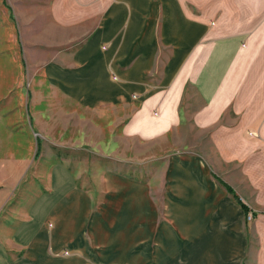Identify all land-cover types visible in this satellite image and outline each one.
<instances>
[{
    "label": "crops",
    "instance_id": "1",
    "mask_svg": "<svg viewBox=\"0 0 264 264\" xmlns=\"http://www.w3.org/2000/svg\"><path fill=\"white\" fill-rule=\"evenodd\" d=\"M61 1L32 12L31 39L0 5V264H264V154L251 232L198 155L168 160L160 217L99 159L121 114L146 144L190 127L264 148V0Z\"/></svg>",
    "mask_w": 264,
    "mask_h": 264
},
{
    "label": "rangeland",
    "instance_id": "2",
    "mask_svg": "<svg viewBox=\"0 0 264 264\" xmlns=\"http://www.w3.org/2000/svg\"><path fill=\"white\" fill-rule=\"evenodd\" d=\"M2 1L15 16H18L23 27L30 26H28L29 34H27L30 39L32 37V12L63 9L61 0H0V5ZM19 35L24 51L23 39L25 36L22 33ZM128 121L125 114H121L120 125H114V129L111 130L108 128H112V124L106 121L105 145L100 148L103 158L99 159H104L106 169L115 170L121 175L130 176L133 180L146 183L152 189V199L156 204L158 217L162 211V189L166 186L167 162L170 157L179 154L200 156L205 160L209 171L226 182L236 196L251 208L252 213L260 212V196L258 194L260 180L262 181V177L260 179V154H264L262 150L264 148L260 147V132H253L256 136H250L248 133L251 131L230 133L218 130L208 132L194 131L190 127H186L179 132L159 135L146 144L143 118L142 122L138 120L140 129L133 132L123 129ZM49 133L48 129L40 132L42 141L44 143L47 141L50 151L57 149L56 143L63 146L65 141L63 131L56 132L54 139L47 137ZM43 134L47 139L43 137ZM213 135L216 136V139L212 138ZM173 143H192L194 146L181 147L174 146ZM64 155L62 147L58 157L61 158ZM88 159L91 164L95 161L90 156ZM17 197V195L9 197L2 213L16 205ZM252 213H250L251 216ZM254 224L253 217L244 220L247 231H250Z\"/></svg>",
    "mask_w": 264,
    "mask_h": 264
},
{
    "label": "trees",
    "instance_id": "3",
    "mask_svg": "<svg viewBox=\"0 0 264 264\" xmlns=\"http://www.w3.org/2000/svg\"><path fill=\"white\" fill-rule=\"evenodd\" d=\"M216 178V177H215ZM218 180V182L231 194H233V189L224 181H222L219 178H216ZM235 197V196H234ZM235 200L237 202V204L242 208V210L245 212V214L248 216L251 212L250 208L244 204L238 197H235ZM256 214L252 213V217L254 218Z\"/></svg>",
    "mask_w": 264,
    "mask_h": 264
},
{
    "label": "built area",
    "instance_id": "4",
    "mask_svg": "<svg viewBox=\"0 0 264 264\" xmlns=\"http://www.w3.org/2000/svg\"><path fill=\"white\" fill-rule=\"evenodd\" d=\"M248 135H250V136H256V134H255V133H253V132H249V133H248ZM247 218H248V220H249V219H251V218H252V216L249 214V215L247 216ZM67 254H68V252H66V251H65V252H63V255H67Z\"/></svg>",
    "mask_w": 264,
    "mask_h": 264
},
{
    "label": "bare ground",
    "instance_id": "5",
    "mask_svg": "<svg viewBox=\"0 0 264 264\" xmlns=\"http://www.w3.org/2000/svg\"><path fill=\"white\" fill-rule=\"evenodd\" d=\"M191 172H192V171H191ZM172 180H173V179H172ZM208 181H209V180H208ZM212 184H213V183H212ZM209 188H210V187H209ZM179 199H180V198H179ZM217 217H219V216H217ZM169 223H170V222H169ZM183 238H185V237H183ZM82 243H83V242H82ZM97 248H98V247H97ZM93 251H94V250H93ZM141 253H142V252H141ZM96 254H97V253H96ZM96 254H95V255H96Z\"/></svg>",
    "mask_w": 264,
    "mask_h": 264
}]
</instances>
